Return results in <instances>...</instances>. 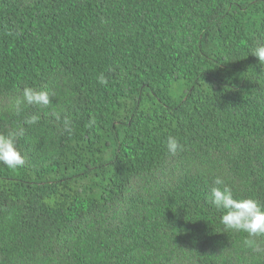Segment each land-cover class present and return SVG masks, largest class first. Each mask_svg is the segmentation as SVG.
Instances as JSON below:
<instances>
[{"label": "trees", "instance_id": "trees-1", "mask_svg": "<svg viewBox=\"0 0 264 264\" xmlns=\"http://www.w3.org/2000/svg\"><path fill=\"white\" fill-rule=\"evenodd\" d=\"M260 44L264 0H0V264H264L209 203L264 208Z\"/></svg>", "mask_w": 264, "mask_h": 264}, {"label": "clouds", "instance_id": "clouds-1", "mask_svg": "<svg viewBox=\"0 0 264 264\" xmlns=\"http://www.w3.org/2000/svg\"><path fill=\"white\" fill-rule=\"evenodd\" d=\"M252 55L264 63V44L254 48ZM100 83H106L103 76ZM27 105L47 106L50 103L49 93L46 91H36L31 87L23 89V101ZM21 102H17V112L21 111ZM38 120L37 116H32L26 123L34 124ZM18 133L0 134V164L10 169H16L24 165L25 160L17 147ZM182 145L174 136H169L166 141L167 152L175 155L182 150ZM214 187L211 188L209 203L223 214L220 222L226 229L243 231L248 234L244 240L247 247L257 248L254 237L264 235V208L252 198L235 199L232 189L225 181L216 177L213 180Z\"/></svg>", "mask_w": 264, "mask_h": 264}]
</instances>
